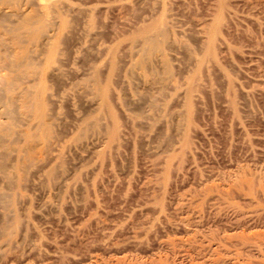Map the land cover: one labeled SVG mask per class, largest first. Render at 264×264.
Here are the masks:
<instances>
[{"label":"rangeland","instance_id":"1","mask_svg":"<svg viewBox=\"0 0 264 264\" xmlns=\"http://www.w3.org/2000/svg\"><path fill=\"white\" fill-rule=\"evenodd\" d=\"M15 2L0 127L20 89L48 115L18 109L0 145V264H264V0Z\"/></svg>","mask_w":264,"mask_h":264},{"label":"bare ground","instance_id":"2","mask_svg":"<svg viewBox=\"0 0 264 264\" xmlns=\"http://www.w3.org/2000/svg\"><path fill=\"white\" fill-rule=\"evenodd\" d=\"M19 1V0H18ZM66 1V0H65ZM68 1V0H67ZM16 2H17V0H16ZM15 2V3H16ZM59 4H66V2H64V0H40V6L41 7H39V8H44L46 11H49L51 8L53 9V8H55L56 6V8H58V6H59ZM39 5V4H38ZM62 6V5H61ZM66 7H67V5H66ZM62 9H63V7H61ZM39 10H41V9H39ZM44 11V10H43ZM52 11V10H51ZM39 12V11H38ZM59 12H60V10H59ZM65 12V11H64ZM74 12V11H73ZM42 13V12H41ZM48 13H51L50 11L48 12ZM57 13H58V9H57ZM62 14H63V12H61ZM9 14V13H8ZM46 14V13H45ZM45 14H43V15H45ZM52 14H54L53 12H52ZM66 14H68L67 12H66ZM48 15V14H47ZM46 16V15H45ZM42 17H44V16H42ZM56 17V16H55ZM29 18V17H28ZM54 19V17L53 16H51V19L50 20H48L47 21V18H46V23L47 22H51V20H53ZM62 19H65V18H62ZM29 20V19H28ZM62 21H64V20H62ZM168 21V20H167ZM170 21V20H169ZM26 22L28 23V21L26 20ZM54 23H56L57 24V22H55V21H53ZM53 22H51L50 24H48L49 25V29H50V26H52L51 24L53 23ZM68 22V21H67ZM66 21L64 22V23H67ZM172 22V21H171ZM43 23H45V21L43 22ZM60 23H61V21H60ZM59 24V23H58ZM156 24V25H155ZM21 25V24H20ZM29 25H31V24H29ZM43 25L44 24H41V26H40V28H42L43 27ZM154 27L156 28V29H158L159 30V32L161 33V34H165L166 32H167V28L166 27H164L163 26V24H162V21H160L159 23H154ZM11 26V25H10ZM25 26H26V24H25ZM24 26V27H25ZM28 26V25H27ZM27 26H26V29L25 30H27L28 28H27ZM57 26V25H56ZM63 26V25H62ZM65 27H66V25H64ZM31 27H32V25H31ZM31 27H29L30 29H31ZM58 27V26H57ZM61 27V26H60ZM65 27H63V29L65 28ZM18 28H20V27H18ZM52 28H54V26L53 27H51V29ZM59 28V27H58ZM58 28H56V32L58 33ZM13 29V28H12ZM17 29V28H16ZM23 29V28H22ZM38 29V28H37ZM61 29V28H60ZM59 29V31L61 32V30ZM145 29V28H144ZM25 30H23V31H15V30H13V31H15V32H13L14 34H13V37H12V39L13 40H16V41H20L21 40V38H22V36L25 34ZM41 30V29H40ZM53 30V29H52ZM55 30V29H54ZM75 30V29H74ZM38 31H39V29H38ZM43 31V30H42ZM145 32V34L144 33H142V35H143V37H144V42H145V45L147 44V46H150V47H157V46H159V42H158V40H157V37H155V35H152V34H149V32L148 31H150V30H144ZM148 33H147V32ZM41 32V31H40ZM40 32L38 33L37 32V34H39L40 35ZM45 32V31H44ZM44 32H43V34H44ZM49 32V31H48ZM51 32H53V31H51ZM50 32V33H51ZM152 32V31H151ZM34 33V32H33ZM35 33H36V31H35ZM147 33V34H146ZM168 33V32H167ZM8 34V33H7ZM29 34V33H28ZM52 34V33H51ZM156 34V33H155ZM29 35H31V34H29ZM28 35V36H29ZM35 34H33V36H34ZM48 35V34H47ZM142 35H140V36H142ZM10 36V35H9ZM27 36V35H26ZM32 36V35H31ZM41 36H46V35H42L41 34ZM55 35L53 34V37H54ZM96 36V35H95ZM169 36V35H168ZM25 37V36H24ZM40 37V36H39ZM142 37V38H143ZM213 37V36H212ZM8 38V37H7ZM35 39H37L36 37H34ZM33 38V39H34ZM30 39V38H29ZM165 40V39H164ZM8 41V40H7ZM5 42H6V38H4V37H2V35L0 34V44H5ZM23 42V41H22ZM53 42H55V41H53ZM164 42V41H163ZM8 43V42H7ZM56 43H57V41H56ZM214 43V42H213ZM24 44V43H23ZM83 44V43H82ZM17 46V45H16ZM21 46V45H20ZM100 46V45H99ZM49 47V46H48ZM5 48H7V45H6V47ZM53 48V47H52ZM14 49H15V47H14ZM34 49V48H33ZM119 49V48H118ZM213 49V48H212ZM9 50V49H8ZM7 50V51H8ZM126 50V49H125ZM156 50V49H155ZM6 51V52H7ZM15 50H13L12 52H8V53H6V54H4V55H2V53H1V49H0V63H1V61L2 60H4L5 62H7L9 65H11V66H13V67H16V68H21V66H23L22 64L24 63V61H23V59H22V57L24 56H20L19 54H17L16 52H14ZM20 51H22V50H20ZM52 50H50V52H51ZM54 51V50H53ZM53 51H52V53H53ZM58 51V50H57ZM119 51V50H118ZM128 51H130V50H128ZM4 52H5V50H4ZM24 53V52H23ZM22 53V54H23ZM25 53H28L27 51H25ZM51 53V54H52ZM57 53V52H56ZM56 53H53L54 55L56 54ZM140 53V52H139ZM146 54V53H145ZM29 55V54H28ZM50 55V54H49ZM54 55H52V56H54ZM26 56H27V54H26ZM140 56V55H139ZM142 56V55H141ZM25 57V56H24ZM23 57V58H24ZM113 57V56H112ZM29 58H31V57H29ZM53 58V57H52ZM116 58V57H115ZM143 58H144V56H143ZM25 59H26V57H25ZM32 59V58H31ZM31 59H29V60H31ZM144 59H146V58H144ZM3 61V62H4ZM32 61V60H31ZM2 62V63H3ZM4 62V63H5ZM140 62V61H139ZM142 62V61H141ZM145 62V61H144ZM143 62V63H144ZM26 63H27V61H26ZM7 64V65H8ZM3 65V64H2ZM0 66H1V64H0ZM30 66H31V64H30ZM38 66V65H37ZM25 67V66H24ZM7 68V67H6ZM11 68V67H10ZM18 69V70H19ZM27 69V68H26ZM112 69V68H111ZM11 70V69H10ZM60 70H62V69H60ZM22 71H24V70H21V73H22ZM29 71H31V70H29ZM28 71V72H29ZM17 72H19V71H17ZM98 72H99V70H98ZM11 74V73H10ZM18 74H20V73H18ZM27 74V73H26ZM30 74V73H29ZM225 74V73H224ZM1 75V74H0ZM19 76H21V74L19 75ZM29 76V75H28ZM95 76V75H94ZM93 76V77H94ZM23 77V76H22ZM18 78V77H17ZM21 80H22V78H20ZM24 79V78H23ZM39 79V78H38ZM16 78L13 76V75H5V76H3L2 78H1V82L3 83V89L7 92H9V91H13L14 92V89L18 86L19 87V85H16ZM41 80V79H40ZM26 81H29V80H26ZM24 82V81H23ZM22 82V83H23ZM37 82H39V85H40V87H42L43 86V84H42V86H41V82L40 81H37ZM36 82V83H37ZM43 82V81H42ZM25 83V82H24ZM28 83V82H27ZM32 83V82H31ZM189 83V82H188ZM17 84H19V83H17ZM91 84V83H90ZM31 85H33V83L31 84ZM189 85V84H188ZM25 86V85H24ZM1 87V86H0ZM22 87V86H21ZM37 86H35V88H36ZM40 87H38V88H40ZM89 87V86H88ZM25 88V87H24ZM87 88V87H86ZM92 88V87H91ZM37 89V88H36ZM46 89V88H45ZM45 89H44V91H45ZM93 89V88H92ZM189 89V88H188ZM21 91H20V93L17 95H12L11 94V92H10V94H11V96L12 97H10V99L7 101V102H9V107H7L6 106V104H5V106H6V108L5 109H7V113H8V117L9 118H11L12 120L11 121H8V123H7V121H6V123H7V125L6 126H4L3 128L2 127H0L1 129H0V145H3L4 144V141H5V137L6 136H10V134L11 133H13L14 132V130H13V128H14V121H13V119L15 118V116H16V113L18 112V109H20L21 108V110H23L22 108H25L26 110L28 109V110H31V109H35V110H37V112H39L38 113V116H40L42 119H37L38 120V122L40 121V120H42V123H44V124H46V121L47 120H45L44 118L46 117V115H48L47 114V109L44 107V99H41L42 98V96L39 98V102H38V99L36 98V94L37 93H30V92H28L27 90H28V88H27V90H26V88H25V91L23 92V90L22 89H20ZM2 91V90H1ZM15 91H16V89H15ZM40 91V90H39ZM12 92V93H13ZM37 92H38V89H37ZM104 92V94H105V96H107L106 95V93H105V91H103ZM178 92V91H177ZM39 93V92H38ZM10 94L8 95V96H10ZM52 94V93H51ZM96 94V93H95ZM102 94V93H101ZM39 95H41V94H38V96ZM6 96V95H5ZM6 98V97H5ZM44 98H46V97H44ZM108 98H109V96H108ZM44 100V101H43ZM4 102H5V100H4ZM14 102L16 103L15 105H14ZM48 102V101H47ZM103 102H104V100H103ZM106 103V102H105ZM45 104L47 105V103L45 102ZM51 104V103H50ZM104 104V103H103ZM189 105V104H188ZM191 109V108H190ZM189 110V109H188ZM3 111H6V110H3ZM31 112H33V110H31ZM49 112V111H48ZM23 113V112H22ZM22 113H19V117H22V116H24V115H22L21 116V114ZM34 113V112H33ZM32 113V114H33ZM6 115V114H5ZM30 115V114H29ZM34 115V114H33ZM50 115V114H49ZM37 116V117H38ZM111 116V115H110ZM30 117V116H29ZM48 117V116H47ZM16 118H18V117H16ZM36 118V117H35ZM34 118V119H35ZM39 118V117H38ZM51 119V118H50ZM149 119V118H148ZM111 120V119H110ZM18 121H19V119H18ZM150 121V120H149ZM21 122V121H20ZM36 123V122H35ZM34 123V124H35ZM52 123V122H51ZM109 123V122H108ZM37 124V123H36ZM39 124V126H41L40 125V123H38ZM43 124V125H44ZM2 125H3V122H2ZM42 125V126H43ZM48 125V124H47ZM1 126V125H0ZM36 127V126H35ZM48 127V129H49V126H47ZM47 127L45 128L47 131H45V132H48V129H47ZM41 130V129H40ZM20 132H21V129H20ZM19 132V133H20ZM25 132H27V130L25 131ZM24 132V133H25ZM44 131H43V134L45 133ZM52 131L50 130V133H51ZM117 132V131H116ZM36 133V132H35ZM114 133V132H113ZM26 134V133H25ZM37 134V133H36ZM35 134V135H36ZM41 134V133H40ZM48 135H49V133H47ZM28 135V137H26L25 139H27L28 140V142H25V143H27V145H26V148L24 149L25 150V152L26 153H24V154H22V155H24L23 156V161L22 162H25V166L27 165L26 164V161L27 160H25V159H31V157L33 158V155L34 154H32L31 155V153H30V150L32 149V146H34V143H33V136H34V134H32V133H27L25 136H27ZM20 136V135H19ZM50 137L52 136L51 134L49 135ZM112 136V135H111ZM117 136V135H116ZM21 137V136H20ZM40 138V137H39ZM47 138V137H46ZM10 139H12V136L10 137ZM20 140V139H19ZM18 140V141H19ZM26 140V141H27ZM46 140V139H45ZM118 140V139H117ZM13 141H15V137H14V139H13ZM25 141V140H24ZM24 141L22 142L23 144H24ZM55 143V142H54ZM7 144V143H6ZM18 144V143H17ZM14 145V144H13ZM10 146V145H9ZM38 146V145H37ZM2 147H4V145L2 146ZM2 147H1V149H2ZM16 147V146H15ZM22 147H24V146H22ZM9 148V147H8ZM0 149V150H1ZM13 149H15L14 148V146H13ZM116 149V148H115ZM16 150V149H15ZM18 150H20V149H18ZM35 150V149H34ZM4 151V150H3ZM17 151V150H16ZM23 151V150H22ZM13 152V150H11V153ZM18 152V151H17ZM21 152V151H20ZM5 153V152H4ZM35 153V152H34ZM39 153V152H38ZM2 154V153H1ZM0 154V155H1ZM58 154V153H57ZM4 155V154H3ZM42 156H43V154H41ZM16 156H18V155H16ZM48 156H50V155H48ZM59 156V155H58ZM20 157V156H19ZM19 157H18V159H17V161H19ZM34 157H36V156H34ZM54 157V156H53ZM37 158V157H36ZM35 158V159H36ZM38 158H39V156H38ZM60 158V157H59ZM4 159V158H3ZM8 159V158H7ZM22 159V158H21ZM34 159V158H33ZM41 159V158H40ZM25 160V161H24ZM41 160H43V158L41 159ZM50 160V159H49ZM21 161V160H20ZM19 161V163H21ZM34 161H37V160H34ZM34 161H31L32 162V164H33V162ZM31 162H30V165H31ZM45 162V161H44ZM2 164V165H1ZM1 164H0V167H2L3 165H4V163L3 162H1ZM6 164V163H5ZM18 164V163H17ZM23 164L24 163H22V165L21 164H18L19 165V167L21 168L22 166H23ZM48 164V163H47ZM3 168V167H2ZM10 169H13V168H10ZM18 169V168H17ZM32 169V168H31ZM30 169V170H31ZM19 171H20V169H19ZM18 171V172H19ZM6 172H8V170L6 171ZM3 173H5V172H3ZM19 174V173H18ZM11 175V174H10ZM16 175V174H15ZM20 175V174H19ZM22 175V174H21ZM6 176V175H5ZM3 177V176H2ZM7 177V176H6ZM23 177H24V175H23ZM10 178V177H9ZM13 178V177H12ZM11 178V179H12ZM20 181H21V176H20ZM12 184V183H11ZM23 186V185H22ZM18 187V186H17ZM1 195V197L3 196L2 194H0ZM6 197V196H5ZM3 200V199H2ZM5 200V199H4ZM7 201V200H6ZM10 201H12V200H10ZM5 206V205H4ZM7 207V206H6ZM11 209V208H10ZM4 212V211H3ZM17 222V221H16ZM7 225V224H6ZM2 226V225H1ZM6 227V226H5ZM4 228V227H3ZM10 233V232H9ZM6 234V233H5ZM11 235V234H10ZM12 237V236H11ZM10 238V237H9ZM139 243V242H138ZM141 243V242H140ZM8 244V243H7ZM9 245V244H8ZM1 247V246H0Z\"/></svg>","mask_w":264,"mask_h":264}]
</instances>
